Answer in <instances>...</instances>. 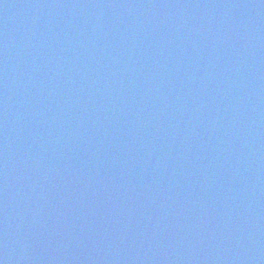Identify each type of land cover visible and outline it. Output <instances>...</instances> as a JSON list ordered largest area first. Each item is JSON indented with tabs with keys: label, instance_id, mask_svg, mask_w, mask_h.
Segmentation results:
<instances>
[{
	"label": "water",
	"instance_id": "95a60500",
	"mask_svg": "<svg viewBox=\"0 0 264 264\" xmlns=\"http://www.w3.org/2000/svg\"><path fill=\"white\" fill-rule=\"evenodd\" d=\"M0 85L49 264H264V0H0Z\"/></svg>",
	"mask_w": 264,
	"mask_h": 264
}]
</instances>
